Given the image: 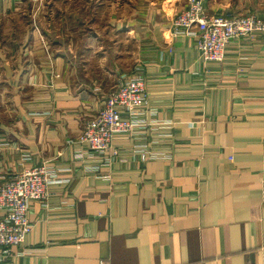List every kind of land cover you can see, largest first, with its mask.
<instances>
[{
  "label": "crops",
  "instance_id": "crops-1",
  "mask_svg": "<svg viewBox=\"0 0 264 264\" xmlns=\"http://www.w3.org/2000/svg\"><path fill=\"white\" fill-rule=\"evenodd\" d=\"M37 2L0 0V184L42 163L62 181L31 202L32 231L0 264H264V33L206 61L197 36L172 34L187 0H136L128 23L110 22L123 42L98 73L87 50L76 68L52 49ZM202 2L264 19V0ZM121 76L147 102L118 154L90 150L84 121Z\"/></svg>",
  "mask_w": 264,
  "mask_h": 264
},
{
  "label": "built area",
  "instance_id": "built-area-1",
  "mask_svg": "<svg viewBox=\"0 0 264 264\" xmlns=\"http://www.w3.org/2000/svg\"><path fill=\"white\" fill-rule=\"evenodd\" d=\"M172 34L197 36V49L206 61L221 62L233 38L264 33V20L256 15L209 14L202 0H187L184 10L172 21ZM144 83L137 78H122L104 99L103 106L88 117L77 138L90 150L118 154L114 137L133 130V118L147 102ZM126 112L129 118L123 117ZM46 163L26 168L0 184V247L9 250L26 241L32 231L29 210L33 200H46L51 184L61 182Z\"/></svg>",
  "mask_w": 264,
  "mask_h": 264
},
{
  "label": "rangeland",
  "instance_id": "rangeland-1",
  "mask_svg": "<svg viewBox=\"0 0 264 264\" xmlns=\"http://www.w3.org/2000/svg\"><path fill=\"white\" fill-rule=\"evenodd\" d=\"M38 1L37 5L40 4V10L33 22L37 20V23L42 27L44 39L49 41V45L55 52L73 55L77 68L81 66L82 61L86 62L87 50L88 55L91 56L93 72L99 73V66L102 65L104 56L108 58L107 66L113 65L114 46L118 47L123 39L116 35L110 22L113 24L119 22V19H123L120 22L128 23L133 17L129 12L136 4V0L120 1V6H123L125 11L116 14H110L108 8L114 0ZM234 15L251 16L231 14V16ZM57 41L59 42L57 43ZM88 46H90L89 49ZM133 49L132 44L126 43V50ZM121 78L122 76L118 77L115 84L113 81L110 82L109 92L115 88Z\"/></svg>",
  "mask_w": 264,
  "mask_h": 264
}]
</instances>
